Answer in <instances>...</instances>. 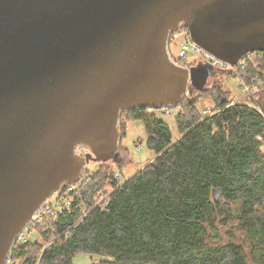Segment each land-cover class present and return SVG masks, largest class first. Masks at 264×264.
I'll use <instances>...</instances> for the list:
<instances>
[{"label": "water", "instance_id": "obj_1", "mask_svg": "<svg viewBox=\"0 0 264 264\" xmlns=\"http://www.w3.org/2000/svg\"><path fill=\"white\" fill-rule=\"evenodd\" d=\"M181 24L229 66L264 51V0H0V264L54 192L117 157L122 111L182 102L204 71L169 59Z\"/></svg>", "mask_w": 264, "mask_h": 264}, {"label": "trees", "instance_id": "obj_2", "mask_svg": "<svg viewBox=\"0 0 264 264\" xmlns=\"http://www.w3.org/2000/svg\"><path fill=\"white\" fill-rule=\"evenodd\" d=\"M242 63L212 65L244 83L264 76V51ZM189 92L178 106L122 111L117 157L96 161L71 191L62 185L56 194L68 207L29 227L38 238L17 240L11 264H74L80 253L110 257L92 264H264V90L259 109L234 102L221 79L208 86L197 78ZM172 111L177 140L164 119ZM136 120L155 157L126 178L133 160L123 140ZM101 194L108 197L99 203Z\"/></svg>", "mask_w": 264, "mask_h": 264}, {"label": "rangeland", "instance_id": "obj_3", "mask_svg": "<svg viewBox=\"0 0 264 264\" xmlns=\"http://www.w3.org/2000/svg\"><path fill=\"white\" fill-rule=\"evenodd\" d=\"M195 56L196 54L190 53L189 55L190 61H192ZM199 69L205 72V73L201 72L202 75L199 77L200 84L211 86L214 84L216 80L221 79V81L224 82V88L232 92V97L234 101L235 100L244 101L246 99V97L242 93V87L239 85L240 82L243 81L239 74L236 73V74L228 75L226 70L224 69L215 70L212 64L204 62V61L202 64L199 65ZM207 74L208 76L206 78H203V76ZM188 95L192 96L193 93H190L188 91ZM200 105L202 106L200 107V110L201 108L203 109L205 107H211L212 109V106L209 102H203V103H200ZM211 113H214V111L211 110ZM168 115L169 116L164 119L169 124L175 140H177L180 137V135L175 126L174 117H173L174 115H176V113L172 111V112H169ZM123 144L129 149L132 160H133V163L123 170V175L126 178L133 176L135 173L141 170L145 165H147V163L150 160H152L155 157V153L152 150H150L147 146V133H146L143 123L139 120L133 121L129 124L127 135L123 140ZM87 165H89L90 167L89 171L87 172V170L84 167L82 172L84 171L85 174L91 175V173L94 172L98 168L99 164L95 162H90ZM213 196L218 197L219 192L214 191ZM56 197L57 195L54 192L50 196V200L54 201ZM27 235L31 239L38 238L37 233L34 231L27 230ZM99 259H110V257L80 253L75 258L74 264H92L94 261H98ZM15 264H20V263L16 262Z\"/></svg>", "mask_w": 264, "mask_h": 264}, {"label": "built area", "instance_id": "obj_4", "mask_svg": "<svg viewBox=\"0 0 264 264\" xmlns=\"http://www.w3.org/2000/svg\"><path fill=\"white\" fill-rule=\"evenodd\" d=\"M190 53L196 54V56L193 58L192 61H190L189 59ZM249 55H251V53L245 56H249ZM168 56L171 62H173L175 65L180 67H189L191 63H195L198 61H207L209 63H212L213 65L230 67L226 62L213 56L212 54L204 50L202 47H200L197 43H195L187 27L186 29L180 27L179 30L171 33L168 44ZM243 58L237 64L240 65L241 69H244V63H242ZM262 90H264L263 75H259L257 77L252 78L249 83L242 82V93L246 97V99L242 102L248 103L258 108L257 105L258 95ZM234 102H238V101L235 100ZM211 110H212L211 107H205L203 109L201 108L202 115L205 117L211 116L213 114L211 113ZM70 184L72 185V187H70L68 191H71L76 186V183H70ZM107 197L108 195L101 194L99 203L104 201ZM67 202L68 201L66 200L65 201L61 200L56 204L49 205L48 203H46L42 205L32 216L26 227L20 232V234L16 239V242L17 240H19L23 243H26L30 238L27 235L28 228L37 224L45 223L47 213L64 210L65 208L68 207ZM15 244L13 245V247L11 248V250L9 251L6 257V264H10L13 260Z\"/></svg>", "mask_w": 264, "mask_h": 264}, {"label": "bare ground", "instance_id": "obj_5", "mask_svg": "<svg viewBox=\"0 0 264 264\" xmlns=\"http://www.w3.org/2000/svg\"><path fill=\"white\" fill-rule=\"evenodd\" d=\"M189 91V90H188ZM62 188V187H61ZM61 190V189H60ZM59 190V191H60ZM58 192V191H57ZM56 193V192H55ZM57 195V194H56ZM62 198H59V196L57 195V197L55 198L54 201L50 200V198L48 200H46L42 205L48 203L49 205H52V204H56L57 202L61 201Z\"/></svg>", "mask_w": 264, "mask_h": 264}, {"label": "flooded vegetation", "instance_id": "obj_6", "mask_svg": "<svg viewBox=\"0 0 264 264\" xmlns=\"http://www.w3.org/2000/svg\"><path fill=\"white\" fill-rule=\"evenodd\" d=\"M196 75H198V72H197V74ZM197 81V78H196V80H195V82ZM194 83V82H193ZM83 150V154H85L87 151H88V149L87 148H83L82 149Z\"/></svg>", "mask_w": 264, "mask_h": 264}]
</instances>
